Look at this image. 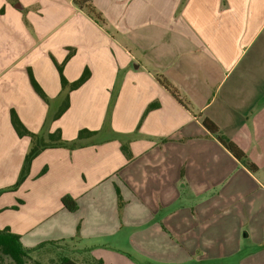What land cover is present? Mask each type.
<instances>
[{"label":"crops","instance_id":"obj_1","mask_svg":"<svg viewBox=\"0 0 264 264\" xmlns=\"http://www.w3.org/2000/svg\"><path fill=\"white\" fill-rule=\"evenodd\" d=\"M93 2L104 24L73 0H0V113L10 140L0 143V158L7 153L9 186L31 148L13 128L11 110L41 133L51 108L33 90L29 68L57 105L55 61L73 50L65 77L74 82L89 69L90 78L70 93L69 109L47 134L61 130L63 140L75 141L82 130L96 132L75 149L49 148L33 161L4 208L0 196V229L31 241V249L36 239L71 242L69 258L80 264H134L103 247L78 254V242L113 234L124 241L125 226L143 243L176 247L180 239L190 258L201 250L199 259H209L207 245L215 244L220 260L264 264V0ZM206 118L256 172L205 128ZM67 195L76 212L64 208ZM224 244L236 247L227 254Z\"/></svg>","mask_w":264,"mask_h":264},{"label":"trees","instance_id":"obj_2","mask_svg":"<svg viewBox=\"0 0 264 264\" xmlns=\"http://www.w3.org/2000/svg\"><path fill=\"white\" fill-rule=\"evenodd\" d=\"M74 4L80 8L81 10H85L87 14L94 19L99 24H104V19L96 8L91 4L92 0H73ZM74 55V51L71 50L62 64H59L55 61L57 69L60 73L61 86H62V94L61 99L57 102L59 106L56 113L52 115L51 120L59 119L70 107V93L78 88H80L83 84L87 82L90 78V70L85 69L81 77L74 81L69 82L64 75V66L67 61ZM28 76L31 83V86L35 93L49 106H53L55 101L49 99L41 85L36 80L32 70L28 69ZM160 83L167 89L169 92L186 108H188V103H185L179 96L177 90L165 79H159ZM59 103V104H58ZM153 107L150 106L147 109L149 112ZM146 112V113H147ZM11 123L16 133L20 138L29 137L31 139V148L27 155L25 156L23 166L21 168L20 175L18 177L17 182L10 187V191H16L23 182L29 176L31 166L33 161L46 149L49 148H68L75 149L80 143V140H83L87 137L94 136L96 132L89 130H82L79 133V137L75 141H65L62 139L61 130H57L54 133H49L47 136H44L42 133H33L31 132L21 121L17 111L15 109L11 110ZM205 128L213 135L217 137V139L221 142V144L237 159L239 160L246 168L249 170L256 172L257 167L254 163H252L246 153L240 149L235 143L231 140L224 137L218 128V126L213 123L209 119H204L202 121ZM123 151L128 158H131V153L128 147L123 146ZM46 169H44L41 173L44 174ZM1 195V194H0ZM120 199V195H119ZM62 204L64 208L69 212H76L78 210V204L75 199L71 196L67 195L62 198ZM1 212V210H0ZM47 243H41L34 249H26L22 242L21 237L14 233L9 227L0 229V264L5 259L9 260L11 264H44L38 259H34L32 256V252L44 248ZM55 264V263H54ZM57 264H80L76 260L72 258L63 256L60 257ZM86 264H102V261L99 260H90Z\"/></svg>","mask_w":264,"mask_h":264},{"label":"rangeland","instance_id":"obj_3","mask_svg":"<svg viewBox=\"0 0 264 264\" xmlns=\"http://www.w3.org/2000/svg\"><path fill=\"white\" fill-rule=\"evenodd\" d=\"M94 0H92V5L94 6ZM59 104V103H58ZM56 106V107H54ZM54 107V108H53ZM58 105L54 104L49 109V114L46 118V123L44 126L43 131L41 132L44 136H47L49 125L51 124L52 115L56 113L58 109ZM8 125V120L2 116L0 113V143H10L8 139L9 135L7 132L6 126ZM109 135V134H108ZM110 136V135H109ZM101 138L103 136L101 135ZM11 169V165L9 164L7 153H5L0 158V196L5 197L2 206H6L5 203L8 199L6 196L10 192V186L8 183V175ZM227 207V203L225 208ZM10 210H4L5 215L9 214ZM225 217V221H226ZM227 222H231L230 220ZM136 229L133 227L125 226L123 228V235L122 240L118 241L119 234H113L110 239H105L103 241H96L87 240L84 243L78 242L80 246L82 245V251L78 252L79 255L82 257H88L91 255L93 249L103 247L107 250L113 251L115 253H119L127 258V260L131 261L134 264H236L239 262V257L230 255L227 256L225 260H220L219 253L216 252L215 244L207 245L210 249V258L207 260H200V256L203 255V252L199 250L192 254L191 258L185 254V250L182 244V240H178L176 247H171V245H167L165 243H157L158 240H155L156 243H143L141 240L136 238ZM244 235V232L242 233ZM35 238H38L37 236ZM27 239H23L22 244L26 249H31L32 245L31 241H26ZM126 240V241H125ZM36 243H44L39 241V239L33 240ZM51 243L47 244L44 248L39 249V252L34 251L32 252V256L34 259H38L39 261L43 262L44 264H57L60 257L68 256L72 257L70 253V249H73V243L67 242L64 246H59V243L50 241ZM46 243V242H45ZM38 244V245H39ZM36 245L35 247H37ZM246 243L244 242L241 245L243 249L246 247ZM235 244H224L221 245V248L225 250V252L230 253L233 251ZM217 256V257H215ZM73 260L75 258H72ZM76 260V259H75ZM2 264H11L9 260L5 259L2 261Z\"/></svg>","mask_w":264,"mask_h":264}]
</instances>
